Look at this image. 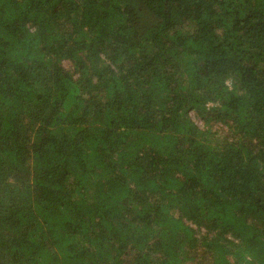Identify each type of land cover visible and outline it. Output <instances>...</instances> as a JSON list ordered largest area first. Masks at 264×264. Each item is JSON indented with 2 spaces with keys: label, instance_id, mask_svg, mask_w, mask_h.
I'll return each mask as SVG.
<instances>
[{
  "label": "trees",
  "instance_id": "trees-1",
  "mask_svg": "<svg viewBox=\"0 0 264 264\" xmlns=\"http://www.w3.org/2000/svg\"><path fill=\"white\" fill-rule=\"evenodd\" d=\"M0 264H264V0H0Z\"/></svg>",
  "mask_w": 264,
  "mask_h": 264
},
{
  "label": "rangeland",
  "instance_id": "rangeland-1",
  "mask_svg": "<svg viewBox=\"0 0 264 264\" xmlns=\"http://www.w3.org/2000/svg\"><path fill=\"white\" fill-rule=\"evenodd\" d=\"M65 67H67V65H66ZM190 117H191L192 121L194 122V124H195L197 127H199V128H203V127L206 126V122H205L203 119L197 117V116L195 115V113H190ZM213 128H214V129H221V128H223V127H220V125L217 124V125H215Z\"/></svg>",
  "mask_w": 264,
  "mask_h": 264
}]
</instances>
